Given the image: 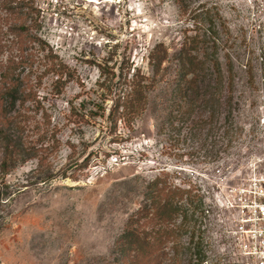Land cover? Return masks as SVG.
I'll use <instances>...</instances> for the list:
<instances>
[{
  "label": "rangeland",
  "instance_id": "rangeland-1",
  "mask_svg": "<svg viewBox=\"0 0 264 264\" xmlns=\"http://www.w3.org/2000/svg\"><path fill=\"white\" fill-rule=\"evenodd\" d=\"M30 5L21 18L30 35L3 34L9 47L0 50V74L1 63L14 60L21 64L16 73L34 84L36 101L25 104L33 117L21 128L25 141L37 142L41 133L55 130L60 143L47 159L31 158L5 178L0 264H113L116 239L143 202L146 184L162 170L180 187L198 188L194 193L210 208L196 230L204 237L209 264H247L221 234L217 220L228 214L213 202L220 186L264 172V0H32ZM5 15L0 6V18ZM194 35L216 42L222 68L228 56L235 63V139L229 149L222 104L212 122L211 105L175 95L177 54ZM158 43L167 46L170 58L145 111L130 127L115 125L108 113L125 89V77L134 68L152 76L148 55ZM52 61L65 66L64 84L57 83L58 74L45 73ZM246 65L253 68L251 78ZM216 90V97L225 98V88ZM45 112L50 123L43 121ZM198 113L203 121L196 124ZM174 255L170 249L164 264H172ZM185 262L182 253L175 264Z\"/></svg>",
  "mask_w": 264,
  "mask_h": 264
},
{
  "label": "trees",
  "instance_id": "trees-1",
  "mask_svg": "<svg viewBox=\"0 0 264 264\" xmlns=\"http://www.w3.org/2000/svg\"><path fill=\"white\" fill-rule=\"evenodd\" d=\"M31 1L0 0V6L6 13L4 18H0V50L9 47L3 43V34L13 35L15 38L22 34L30 35L28 25L21 21V18L27 14L24 12V6L31 7ZM210 23V29L213 30L214 20L211 19ZM5 25L6 30H4ZM215 48H217L215 41L209 44V41L197 35L184 41L177 54L178 75L174 90L175 95L185 99L186 102L194 103L200 100L205 107L211 105L208 121L216 120L217 106L222 104L223 110L226 111L223 123L224 139L226 138L227 141L225 149H229L235 139L233 136V127L236 124L233 117V99L237 79L235 63L228 56L225 68H222ZM210 49H214L212 53L215 57H211ZM48 56L53 61L57 57L54 54ZM148 58L153 71L152 76L146 75L140 68H134L131 75L125 77V89L109 109L108 118L115 125L121 121L125 126L130 127L143 114L148 103L149 92L155 88L159 77L165 72V64L170 58L169 49L164 43H158L152 48ZM53 61L45 73L51 71L58 74L57 83L64 84L62 81L65 66ZM19 65L21 64L14 60H9L5 64L1 63L3 69L0 74V148H2L0 202L7 193L5 189L8 186L5 178L8 173L34 157H39V161L42 162L47 159L48 154L58 148L60 143L56 138L55 130H51L53 132L50 136L48 130L44 131L36 139L37 142L25 141L26 138L22 135L25 130L21 128H25L24 125L28 124L33 117L25 104L30 99L36 101L37 94L34 84H31L29 80L30 77H23L16 73ZM246 67V72L251 78L253 68L250 65ZM221 88H225L227 94L225 98L219 99L216 97V89ZM43 115V121L50 123L51 119L47 112ZM201 121L203 118L198 113L195 123ZM51 137L53 139L50 142ZM194 191L199 189L193 186L180 187L171 180L169 172L160 171L146 184L143 202L129 217L124 231L116 239L111 256L112 263L164 264L170 256L171 249L175 253L171 257L172 264L177 262L182 253L186 259L185 264H204L208 258L204 249V237L202 232L197 237L196 230L197 226L199 227V221L205 216L206 208L203 197ZM179 218L182 221L177 224L176 221ZM189 232L188 242L182 243L181 238Z\"/></svg>",
  "mask_w": 264,
  "mask_h": 264
},
{
  "label": "built area",
  "instance_id": "built-area-1",
  "mask_svg": "<svg viewBox=\"0 0 264 264\" xmlns=\"http://www.w3.org/2000/svg\"><path fill=\"white\" fill-rule=\"evenodd\" d=\"M213 204L227 212L226 218L217 221L239 256L247 264H264V172L253 171L237 184L220 186Z\"/></svg>",
  "mask_w": 264,
  "mask_h": 264
}]
</instances>
